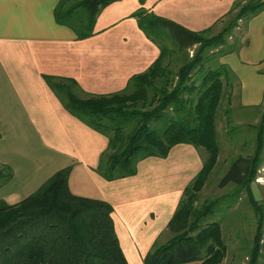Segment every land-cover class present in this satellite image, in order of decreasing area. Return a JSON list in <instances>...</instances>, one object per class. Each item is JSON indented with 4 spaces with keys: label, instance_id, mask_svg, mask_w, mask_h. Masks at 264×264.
Listing matches in <instances>:
<instances>
[{
    "label": "crops",
    "instance_id": "1",
    "mask_svg": "<svg viewBox=\"0 0 264 264\" xmlns=\"http://www.w3.org/2000/svg\"><path fill=\"white\" fill-rule=\"evenodd\" d=\"M60 1L0 0V165L13 172L0 187V203L17 204L56 172L69 169L70 192L108 204L127 263L144 264L167 231L185 187L201 170L204 154L179 144L165 158L141 160L134 176L106 181L96 168L108 139L72 116L45 77L73 80L92 96L120 92L159 56L133 17L140 7L201 32L221 25L241 0H120L100 11L93 35L84 39L56 22ZM241 36L239 51L222 55L218 63L232 77L230 94L238 100L240 95L244 106L259 107L264 9L250 18Z\"/></svg>",
    "mask_w": 264,
    "mask_h": 264
},
{
    "label": "trees",
    "instance_id": "2",
    "mask_svg": "<svg viewBox=\"0 0 264 264\" xmlns=\"http://www.w3.org/2000/svg\"><path fill=\"white\" fill-rule=\"evenodd\" d=\"M117 1L61 0L54 17L57 23L71 28L77 39H84L93 35L100 11ZM238 8V15L220 36L207 38L211 29L192 32L140 7L133 17L157 46L159 56L120 92L92 96L82 92L73 80L45 77L72 116L108 139L96 168L106 181L134 176L141 160L165 158L179 144L207 153L166 226L170 239L162 246L153 245L144 264H222L227 256L220 224L208 222L218 203L195 206V202L217 160L215 122L222 100L231 96L232 86L229 70L218 62L213 68L204 67L209 59L205 61L202 55L219 45L238 21L262 11L264 0L238 1L226 17ZM193 47L196 51L189 56ZM262 135L261 129L255 154L239 155L230 165L221 188L233 185L247 190L258 168ZM12 176L11 168L0 165V187ZM68 177L69 169L58 171L19 203H0V264H128L115 234L111 207L73 195ZM248 197L259 215L248 264H258L264 249L263 217L249 192Z\"/></svg>",
    "mask_w": 264,
    "mask_h": 264
},
{
    "label": "rangeland",
    "instance_id": "3",
    "mask_svg": "<svg viewBox=\"0 0 264 264\" xmlns=\"http://www.w3.org/2000/svg\"><path fill=\"white\" fill-rule=\"evenodd\" d=\"M244 4L246 3L244 2ZM239 10L238 8L230 13V16L226 17L221 25L211 29L206 37L220 36L224 28L236 18ZM250 18L238 21V25L220 39L219 45L212 47V49L202 55L205 61L207 59L211 60H208L204 67L212 65L213 68L214 64L219 62L220 57L227 54L231 47H235L233 52L239 51L242 47L240 44L241 33L247 28ZM240 22L242 23L240 24ZM247 44L249 43L245 41L243 43L244 47ZM196 48L193 47L189 50V56L194 55ZM244 105L240 95L239 100L235 95H231L230 98L227 96L222 100L215 122V144L218 149L217 160L195 202V206L212 202L218 203L215 212L208 218V222H218L220 224L222 237L227 247V256L222 264L249 263L248 254L253 244L259 215L256 214L249 203L248 192L253 201L260 207L262 213V240L264 241V102L259 107H247ZM261 129L263 130L262 149L259 153L258 168L254 179L247 186V190L233 185L221 188L219 185L222 179L230 169V165L239 155L252 156L255 154L257 136ZM199 150L204 154V164L207 153L203 149ZM170 237L171 234L166 231L159 242H157V247L164 245ZM261 256L258 264H264V249H261Z\"/></svg>",
    "mask_w": 264,
    "mask_h": 264
}]
</instances>
